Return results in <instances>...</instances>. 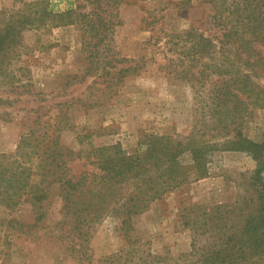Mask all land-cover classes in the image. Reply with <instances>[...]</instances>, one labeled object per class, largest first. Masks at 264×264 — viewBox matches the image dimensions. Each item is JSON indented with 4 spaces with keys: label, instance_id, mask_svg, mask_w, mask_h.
<instances>
[{
    "label": "rangeland",
    "instance_id": "rangeland-1",
    "mask_svg": "<svg viewBox=\"0 0 264 264\" xmlns=\"http://www.w3.org/2000/svg\"><path fill=\"white\" fill-rule=\"evenodd\" d=\"M20 1L0 0L1 17L2 12L18 8ZM52 1L55 9L66 8L65 0ZM182 1L124 0L113 11L118 24L98 48L99 60H95L96 69L89 75L88 53L76 25L24 31L7 76L0 78V97L7 100L0 103V155L13 154L23 134L31 130L52 133L65 122L72 128L60 133L59 142L76 152L82 147L78 135L86 130L92 131L90 141L94 146L121 143L127 151L137 149L150 134L186 142L193 131L194 142H223L222 131L206 133L203 129L211 89L205 79L217 77L213 72L222 63L220 53L212 60L195 61L184 55L183 43L169 36L194 26L206 30L209 37H219L221 31L211 16L220 9L216 2L177 4ZM155 10L161 18L162 33L158 34L145 28L149 13ZM235 47L230 50L225 68L229 78L241 75L236 92L240 100L247 102V116L242 119L243 105L238 106L237 116L250 147L214 152L208 161L198 164L188 151L179 157L182 183L132 219L136 230L133 238L157 253L177 258L190 250L193 230L185 225L189 219H248L258 214L264 201V186L256 180L257 170L264 168V43L257 45L260 53L251 60L239 51V59L231 61ZM104 57L135 60L140 67L136 75L123 81L116 95L109 92L104 81L107 73H113L106 61L100 63ZM245 75H250V80L242 84ZM36 99L41 102H34ZM70 168L74 174L90 169L82 161L71 163ZM260 174L264 181V171ZM57 194L58 188L52 186L49 210L54 212L59 208ZM7 216L14 219H0V264H104L100 263L103 258L128 245L112 218L94 226L87 247L79 253L56 240L53 223L33 227L35 211L30 203L9 215L0 208V218ZM9 220L18 224L11 225L17 230L10 228Z\"/></svg>",
    "mask_w": 264,
    "mask_h": 264
},
{
    "label": "trees",
    "instance_id": "trees-1",
    "mask_svg": "<svg viewBox=\"0 0 264 264\" xmlns=\"http://www.w3.org/2000/svg\"><path fill=\"white\" fill-rule=\"evenodd\" d=\"M123 1L65 0L66 8L62 10L55 9L52 0H21L18 8L2 12V17L0 14V78L7 76L11 57L20 47L24 31L70 25H76L82 31L89 75L96 69L93 65L95 60H99L98 48L104 45L108 32L118 24L113 19V11ZM192 1L216 2L220 10L211 17L221 35L209 37L205 35L206 30L200 31V27L192 26L187 31L170 33L169 36L183 43L184 55L192 56L195 61L212 60L215 54L220 53L222 63L213 72L217 77L205 79L211 89L208 93V117L203 129L207 130L206 133L222 131L225 134L221 138L223 142H194L193 131L186 142H174L168 135L150 134L138 144L137 149L127 151L121 143L94 146L90 141L92 131L86 130L78 135L82 147L76 152L59 142L60 133L72 128L67 125L69 123L58 125L52 133L31 130L21 136L13 154L0 155V208L7 211V215L30 203L35 211L33 227L43 228L46 223H53L54 230H57L56 240L64 243L66 249L79 253L87 247L96 224L103 219H116L117 230L124 233L128 245L125 250L103 258L100 263L104 264H264V201L258 207V214L250 215L248 219H189L185 225L192 226L191 247L177 258L168 253H157L133 238L136 230L132 219L182 183L183 167L178 159L184 152H190L198 164L208 161L214 152L247 150L250 147L237 116L238 106L242 105V119L247 116V102L240 100L236 92L241 75L237 73L229 78L226 68L234 46L236 53L231 61L239 59V51L241 55L245 53L249 60L258 58L257 45L264 43V0H232L229 5L228 0H184L177 4L185 5ZM226 11H229L227 15ZM156 12L149 13L145 28L158 34L162 33V26ZM156 40L159 41L160 37ZM104 62L113 71L112 76L107 73L104 81L114 95L123 81L136 75L140 69L135 60L126 58L108 57L106 60L104 57L100 63ZM239 70L238 67L237 72ZM243 79L242 84L249 82L250 75L243 76ZM199 82L203 81L199 79ZM5 101L0 97V103ZM34 102L39 103L41 99ZM252 158L257 160L255 155ZM75 161H82L90 169L80 174L71 173L70 164ZM261 171L264 168L257 170L256 180L264 186ZM52 186L58 188L59 208L56 212L49 210L53 201L49 195ZM7 223L11 229L17 230L11 227L13 223L18 225L15 221ZM20 232L27 234L22 229Z\"/></svg>",
    "mask_w": 264,
    "mask_h": 264
}]
</instances>
